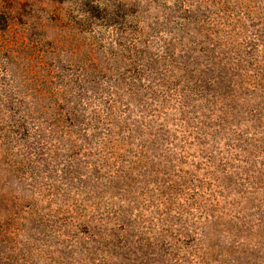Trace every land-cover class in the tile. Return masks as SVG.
<instances>
[{
    "label": "trees",
    "instance_id": "16d2710c",
    "mask_svg": "<svg viewBox=\"0 0 264 264\" xmlns=\"http://www.w3.org/2000/svg\"><path fill=\"white\" fill-rule=\"evenodd\" d=\"M46 1L49 15L0 0V264H264V13L214 0L194 20L203 54L177 16L152 55L163 32L124 6ZM234 14L261 28L237 42ZM106 28L128 68L110 64ZM185 215L243 236L190 244Z\"/></svg>",
    "mask_w": 264,
    "mask_h": 264
},
{
    "label": "rangeland",
    "instance_id": "374dc122",
    "mask_svg": "<svg viewBox=\"0 0 264 264\" xmlns=\"http://www.w3.org/2000/svg\"><path fill=\"white\" fill-rule=\"evenodd\" d=\"M20 1L34 3L35 9L39 11L40 15H43L44 12L46 15H49L48 13L52 10V5L49 4L46 0H16V2ZM110 3L111 4L108 6V9H112L113 6H124L122 12L124 11L125 15L129 19H132L133 24L134 21H139L141 24L140 27H143L148 35H150L152 32L158 34L163 32V38L161 40L158 38H153V40H151V44H149L150 41L147 42L152 55L156 52L155 49L157 47H160L164 44L166 45L172 38L171 34L167 32V29H165V27L167 26V24H169L170 21L172 23L168 30H170L171 27H174L177 23V16L186 17L189 20V23L185 26V28L187 27L186 31L188 33L189 41H192L193 43H188L186 41L187 38L184 41H182L183 39L180 40L179 35H177L176 37L177 40H180L183 43V46H185L186 49H192V57H195L197 54H203V50H201V48L203 47L205 49L208 46L207 42L204 40L203 35L197 34V29H195L197 23H195L194 20L197 19L198 21L202 17V15L206 16L210 12L216 13V4L214 3V0H111ZM231 6L234 7L235 10H239L240 8H242L241 10L246 9L250 12L249 15L250 17L252 16V18L264 13V0H233V2H231ZM69 7V5L65 4L64 6H62V9L63 11H66ZM26 10L29 14L32 13L29 10V7ZM233 18L234 22L238 21L237 24H235L236 33L238 36L237 42L242 43L243 39L251 38L253 35L252 33H254L252 32L253 28H255V31L261 28L256 19L248 20L247 18H243V16L236 17L235 14ZM62 32L63 31H58L56 27H52L51 29H49L46 35L47 37L51 38L57 37V39L61 41L59 42V47H61L62 50L67 51L71 48L70 45L74 42V40H66L65 38H63V35H61ZM105 33L108 38L105 41L104 47H107L108 49L106 56L109 57L110 64L117 60L118 66L121 67V65H123L125 68H128V61L121 60L118 56L121 46H107V43H111L116 38V33L113 32L111 28H106ZM138 109L139 108L135 106L133 102H130L127 112L128 114L133 115L136 114ZM10 183L12 185V182ZM186 216H189L190 220L188 221V223H185L186 226L183 229L185 230L184 233L188 232L187 235L189 237L186 238V241L190 244H192V240L194 239H201L202 247L209 244L211 239L215 240L218 237L217 235L210 236V232L212 233L216 228L220 230L222 226L227 235L228 232H233V235H235V237H237L238 239L243 236L241 235L240 230L235 227V222L229 223L227 221H220L215 223L216 225H211V227L207 228L205 226L207 223H204V221H202L198 216L185 215L183 219ZM250 220L251 221L246 220L241 223H245L247 226H253L255 223H252V219ZM193 228L197 230L203 229V234L205 233L206 236H201V232L199 231L197 235L193 236ZM259 228L260 227H257V230ZM257 230L255 229L254 231V229H252L248 236V240L253 242L256 239ZM218 239H220V247L217 249V254L219 255L230 248L227 244L232 243V240L230 238L229 240L224 239L223 235Z\"/></svg>",
    "mask_w": 264,
    "mask_h": 264
}]
</instances>
